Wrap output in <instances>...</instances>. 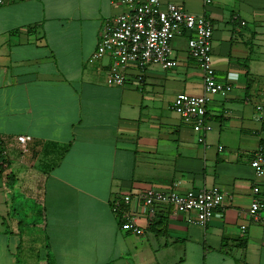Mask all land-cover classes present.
<instances>
[{"label": "crops", "instance_id": "0c3cea01", "mask_svg": "<svg viewBox=\"0 0 264 264\" xmlns=\"http://www.w3.org/2000/svg\"><path fill=\"white\" fill-rule=\"evenodd\" d=\"M167 2L212 20L216 73L233 85L211 98L205 143L203 131L173 109L178 94L203 92L189 32L172 41L177 67L130 66L120 86L108 81L110 56L90 58L105 22L125 6H0V135L8 152L0 164V264H264V226L249 213L255 185L264 196V178L251 166L264 139V0ZM21 134L32 136L26 152ZM215 186L226 198L206 225L166 204L148 215L133 201L141 231H125L111 207L149 187ZM16 189L40 205L39 237L24 232L9 208ZM42 239L35 262V240Z\"/></svg>", "mask_w": 264, "mask_h": 264}, {"label": "built area", "instance_id": "2783aa9c", "mask_svg": "<svg viewBox=\"0 0 264 264\" xmlns=\"http://www.w3.org/2000/svg\"><path fill=\"white\" fill-rule=\"evenodd\" d=\"M7 0H0V6ZM125 6V11L105 22L100 41L90 60L92 62L112 58L109 83L124 85L130 66L145 69L158 64L168 69L178 66L172 48L173 39L185 32L191 35L188 39L190 55L198 62L203 73V92L199 95L182 92L173 102V109L179 112L186 123H193L203 131L199 142L205 143V135L213 129L208 116V105L213 95L219 92H230L233 85L230 80L221 79L213 63L214 24L205 15L186 11L174 2L163 4V0H114ZM244 24V22H242ZM31 135L17 136L23 152L28 150ZM0 135V164L6 166L8 156ZM222 148V146H220ZM251 166L258 178H264V144L255 150ZM252 200L249 213L253 220L264 226V196L261 188L255 185L252 189ZM226 193L219 187L185 192L165 191L149 187L133 193H125L112 201L111 207L119 216L121 229L141 231L135 221V215L129 206L137 201L142 212L155 215L160 205H171L181 213L194 214L193 222L206 225L215 216H220L218 209L223 206ZM245 232L247 226H241Z\"/></svg>", "mask_w": 264, "mask_h": 264}, {"label": "rangeland", "instance_id": "374dc122", "mask_svg": "<svg viewBox=\"0 0 264 264\" xmlns=\"http://www.w3.org/2000/svg\"><path fill=\"white\" fill-rule=\"evenodd\" d=\"M15 197L12 202L9 204V208L13 209L15 211V214L18 221L20 220L22 222V229L24 232H29L28 234L34 235L36 237H39L41 234V225H42V217L38 215V210L40 208V205L37 202H33L26 199L25 192H20L18 189L15 191ZM9 219H7V222ZM11 227H13L12 223H9ZM42 235V234H41ZM45 244V241L42 239L40 241L35 240V247L36 252L35 256V262H37L38 254L39 252H43L42 245ZM31 243L29 244V246ZM24 258V257H23Z\"/></svg>", "mask_w": 264, "mask_h": 264}, {"label": "trees", "instance_id": "16d2710c", "mask_svg": "<svg viewBox=\"0 0 264 264\" xmlns=\"http://www.w3.org/2000/svg\"><path fill=\"white\" fill-rule=\"evenodd\" d=\"M260 144H264V139H263V140H261Z\"/></svg>", "mask_w": 264, "mask_h": 264}]
</instances>
